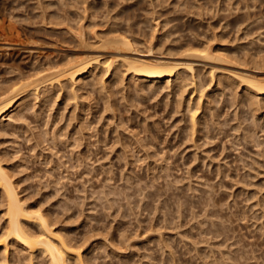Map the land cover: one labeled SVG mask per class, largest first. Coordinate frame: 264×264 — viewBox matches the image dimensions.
I'll use <instances>...</instances> for the list:
<instances>
[{
  "label": "rangeland",
  "instance_id": "374dc122",
  "mask_svg": "<svg viewBox=\"0 0 264 264\" xmlns=\"http://www.w3.org/2000/svg\"><path fill=\"white\" fill-rule=\"evenodd\" d=\"M86 1L0 0V93L97 55L190 62L196 84L186 72L150 82L118 60L110 74L41 85L0 118V161L24 205L81 247L82 264H264V98L239 80L264 77V0ZM118 35L133 49L100 47ZM209 46L218 61L202 56ZM11 240L0 264H51Z\"/></svg>",
  "mask_w": 264,
  "mask_h": 264
},
{
  "label": "bare ground",
  "instance_id": "6f19581e",
  "mask_svg": "<svg viewBox=\"0 0 264 264\" xmlns=\"http://www.w3.org/2000/svg\"><path fill=\"white\" fill-rule=\"evenodd\" d=\"M86 0H84L85 2ZM87 2V1H86ZM240 2V1H239ZM243 5V4H242ZM126 11V10H125ZM123 12V11H122ZM238 13V12H237ZM65 15V14H64ZM245 15V13H244ZM247 15V14H246ZM45 16V15H44ZM237 17V16H236ZM238 18V17H237ZM251 19V18H250ZM238 20V19H237ZM240 20V19H239ZM259 20V19H258ZM128 22V21H127ZM241 22V21H240ZM157 23V22H156ZM155 23V24H156ZM46 24V23H45ZM53 25V24H52ZM68 25V24H67ZM240 25V24H239ZM54 26V25H53ZM153 26V25H152ZM47 27V26H46ZM193 27V26H192ZM237 27V26H236ZM54 28V27H53ZM54 30V29H53ZM241 30V29H240ZM69 31V30H68ZM250 31V30H249ZM72 32H75V31H72ZM76 33H78L76 31ZM80 33V32H79ZM74 34V33H73ZM83 34V33H82ZM120 34V33H119ZM248 34V33H247ZM75 35V34H74ZM81 36V34H79ZM115 35V34H114ZM122 35V34H121ZM78 36V37H80ZM84 36V35H83ZM97 36V35H96ZM95 36V38H97ZM7 37V36H6ZM155 38V37H154ZM7 39V38H6ZM9 39V38H8ZM78 39V38H77ZM99 39V38H98ZM106 39V38H105ZM134 39V38H133ZM156 39V38H155ZM83 40V39H82ZM100 40V39H99ZM103 42L101 43L100 47L103 48V47H106L107 44L111 45L110 47L107 45V48H114V46L122 48L123 46H126L127 48H125V51L126 50H131V48L133 47V44H132V41L129 39V37L127 38V36L125 37L124 35L123 36H114V37H110L108 39H106V41L104 42L103 39H101ZM154 40V39H153ZM8 41V40H7ZM15 41V40H14ZM95 41V40H94ZM85 42V41H84ZM140 42V41H138ZM6 43V42H5ZM21 43V42H20ZM86 43V42H85ZM141 43H142V40H141ZM146 43V42H145ZM144 43V44H145ZM16 44V43H15ZM23 44V43H22ZM104 44V45H103ZM149 44V43H147ZM151 44V43H150ZM11 46V45H10ZM146 46V45H145ZM144 46V48H145ZM149 46V45H148ZM206 46V44H205ZM211 46H209L210 48ZM2 48V47H1ZM8 48V47H7ZM108 48V49H109ZM119 48V50H120ZM122 48V49H123ZM130 48V49H129ZM187 48V47H186ZM207 47L206 49V52L207 51H210L212 50L211 48L209 49ZM105 49V48H104ZM118 49V48H117ZM133 49V48H132ZM151 50V48H148ZM152 49H153V46H152ZM147 50V49H145ZM189 50V49H188ZM187 50V51H188ZM199 50V49H198ZM198 50H191V54L194 53L195 51V55L198 53L197 51ZM3 51V50H2ZM154 51V50H153ZM183 51V50H182ZM137 52V51H136ZM134 51V53H136ZM185 52V51H184ZM201 52V50H200ZM223 52V51H222ZM244 52V51H243ZM248 52V51H247ZM138 53V52H137ZM149 53H152V51H149ZM187 53V52H186ZM203 55L200 53V55H202L204 57V59H207L208 57V61L210 58H212L213 61H218V59H215L214 57H212L213 55H215V51H214V54L213 53H205V50L202 52ZM221 53V52H219ZM133 54V53H132ZM142 54V53H141ZM145 54V53H143ZM199 54V53H198ZM212 54V55H211ZM247 54V53H246ZM2 55V54H1ZM152 55V54H150ZM163 55V54H162ZM199 55V56H200ZM208 55V56H207ZM217 55V54H216ZM92 56V55H91ZM120 56V55H118ZM207 56V57H206ZM222 56V55H221ZM220 55L217 57L221 60L222 58H229V57H226L224 55V57H221ZM231 56V55H230ZM89 57V56H88ZM100 55L97 57L93 56V57H89L88 60L87 59H81L80 61H76L74 62H70L63 65L62 67H59V70H57L56 74L55 72L52 73V74H55L52 76V74H50V76L46 73L45 71V75L43 74L42 75V78L41 77H38V80H42V82L36 80L37 79V76L33 77L32 79H34L32 81L28 79H25V81L23 79L22 82L20 83H17L16 81V84H14L12 87L10 86V88H6L7 90H5L3 93H0V118H4V116H10L9 113H13L15 111H19L22 107H24V105L26 104L27 100L26 98L31 95V97L35 96L36 98L38 97L37 95H39L40 93V90H41V85L44 86V88L46 90L48 89H52L53 90V87L58 84L59 86H62L63 83H72L73 85H76L77 83V80L79 78H82L83 80V77L84 75L88 74V73H91L92 71H95L99 68H102L104 73L107 72L106 74H108L111 70H115V66H114V63H116L118 60L119 61H123L122 63H124L125 65L124 66H127V69L125 71L127 72H130V70L132 71V73L135 75V76H138L140 78H144V79H148V81L150 80V82H155V81H162V80H166V79H169L168 81L170 82L171 79H175V77H180L182 72L187 74V76L189 75V77L192 79L193 81V85H194V81L196 80L195 78L197 77L196 75V72H195V66L192 64V63H179L176 61L172 62L171 61H165V60H161V59H154L156 61H153V60H148L150 58H133V59H127V61L121 57H119L120 59H117V58H107V59H110V60H104L102 61L100 59ZM191 57V55H190ZM202 57V58H203ZM124 59V60H121ZM246 58V56H245ZM255 58V57H254ZM77 59V58H76ZM117 59V60H116ZM164 59V58H163ZM201 59V58H200ZM247 59V58H246ZM191 60V59H190ZM224 60V59H223ZM263 60V59H262ZM211 61V59H210ZM226 61V60H224ZM228 61H231L228 59ZM253 61V59H252ZM185 62V61H184ZM222 62V60L220 61ZM259 62V61H257ZM196 64V63H194ZM119 65V64H118ZM122 65V64H121ZM248 64H246L247 66ZM47 66V65H46ZM123 66V67H124ZM119 67V66H118ZM206 67V65H205ZM263 67V66H262ZM114 68V69H113ZM246 68V67H245ZM56 69V67H55ZM58 69V68H57ZM120 69V68H119ZM116 68V73H117V70H119ZM101 70V69H100ZM121 70V69H120ZM119 70V71H120ZM129 70V71H128ZM212 70V69H211ZM99 71V70H98ZM215 71V70H214ZM227 71V70H226ZM126 72V74H127ZM263 72V71H262ZM39 73V72H38ZM42 73V72H40ZM44 73V72H43ZM93 73V72H92ZM120 73V72H119ZM213 74V72H211ZM233 73V72H232ZM96 74V73H95ZM110 74V73H109ZM236 74V73H235ZM246 74V73H245ZM39 76V74H36ZM48 75L50 78H47ZM92 75V74H90ZM104 75V74H103ZM233 75V74H232ZM248 75V74H247ZM251 75V74H249ZM52 76V78H51ZM55 76V77H54ZM106 76V75H105ZM104 76V77H105ZM134 76V77H135ZM224 76V75H223ZM236 76V75H234ZM239 76V75H238ZM238 76H236L238 78ZM242 76V75H241ZM252 76V75H251ZM32 77V76H31ZM23 78V77H21ZM36 78V79H35ZM139 78V79H140ZM182 78V77H181ZM188 78V77H187ZM226 78V77H225ZM234 78V77H233ZM45 79V80H44ZM190 79V81H191ZM214 79V78H212ZM231 79V78H230ZM239 79V78H238ZM242 79V80H241ZM20 80V81H21ZM103 80V79H101ZM179 80V79H178ZM189 80V79H188ZM241 81L245 82V86H246V91L248 93H253V95L259 97L261 96L262 98H264V77L262 78H253V77H247V76H242L240 77ZM24 81V83H23ZM27 81V82H26ZM39 83H38V82ZM81 81V80H80ZM79 81V82H80ZM147 81V82H148ZM238 81V80H237ZM241 81L239 83H241ZM105 82V81H104ZM168 82V83H169ZM185 82V81H184ZM187 82V81H186ZM38 83V84H37ZM35 84V85H34ZM45 84V85H44ZM148 84V83H147ZM154 84V83H153ZM152 84V85H153ZM187 84V83H186ZM189 84V83H188ZM196 84V83H195ZM103 85V84H102ZM156 85V84H155ZM170 85V83H169ZM192 85V86H193ZM226 85V84H225ZM236 85V84H235ZM33 86V87H32ZM69 86V85H68ZM72 86V85H70ZM78 86V85H77ZM172 86V84H171ZM188 86V85H187ZM197 86V85H196ZM31 87V88H30ZM63 87V86H62ZM75 87V86H74ZM72 87V88H74ZM185 87V86H184ZM208 87V85H207ZM60 88V87H59ZM84 88V87H83ZM136 88V87H135ZM150 88V87H149ZM190 88V87H189ZM196 88V87H195ZM198 88V87H197ZM204 88V87H203ZM210 88V87H209ZM238 88V87H237ZM55 89V88H54ZM63 89V88H61ZM75 89V88H74ZM74 89H72V91H74ZM139 89V88H138ZM194 89V88H193ZM44 90V91H46ZM191 90V89H190ZM201 90V89H200ZM209 90V89H208ZM239 90V89H238ZM243 90V89H242ZM43 91V92H44ZM50 91V90H49ZM71 91V92H72ZM195 91V90H194ZM202 91V90H201ZM204 91H206L204 89ZM204 91H203V96H204ZM210 91V90H209ZM2 92V91H0ZM42 92V91H41ZM52 92V91H51ZM75 92V91H74ZM73 92V93H74ZM238 92V91H237ZM45 93V92H44ZM83 93V92H82ZM123 93V92H122ZM187 93V91H186ZM189 93V92H188ZM195 93V92H194ZM199 93V92H197ZM202 92H200L199 94H201ZM41 94V93H40ZM59 94V93H58ZM71 94V93H70ZM78 94V93H77ZM193 94V92H192ZM236 94V93H235ZM238 94V93H237ZM240 94V93H239ZM63 95V94H62ZM184 95V94H183ZM195 95V94H194ZM234 95V94H233ZM40 96V95H39ZM50 95L48 94L47 97H49ZM203 96H201L200 99V102L203 98ZM236 96V95H235ZM246 96V95H245ZM252 96V94H251ZM109 97V96H108ZM185 97V96H184ZM189 97V96H188ZM200 97V95H199ZM237 97V96H236ZM235 97V98H236ZM239 97V96H238ZM29 98V97H28ZM77 98V96H76ZM192 98V96H191ZM208 98V97H207ZM248 98V97H247ZM30 99V98H29ZM193 99V98H192ZM206 99V97H205ZM241 99V98H240ZM254 99V98H253ZM256 99V97H255ZM26 100V102H25ZM57 100V98H56ZM185 100V99H184ZM232 100V99H231ZM236 100V99H235ZM250 100V99H249ZM259 100V99H258ZM107 101V100H106ZM192 100L190 99V102ZM221 101V99H220ZM237 101V100H236ZM69 102V100H68ZM182 103V101H180ZM233 102V101H232ZM235 102V101H234ZM254 102V101H253ZM259 102V101H258ZM263 102H264V99H263ZM192 103V102H191ZM241 103V102H240ZM239 103V104H240ZM261 103V102H260ZM195 104V103H194ZM198 104V103H197ZM256 104V103H255ZM28 105V104H27ZM182 105V104H181ZM200 105V104H199ZM197 105V107L199 106ZM26 106V105H25ZM126 106V105H125ZM179 106V105H178ZM189 106H190V103H189ZM188 106V107H189ZM209 106V105H208ZM242 106V105H241ZM191 107V106H190ZM202 107V106H201ZM239 107V106H238ZM259 107V106H258ZM112 108V107H110ZM182 108V107H181ZM184 108V107H183ZM194 107V110H198V108ZM252 108V107H251ZM256 108V107H255ZM264 108V107H263ZM129 109V108H128ZM192 109V108H191ZM199 109H200V106H199ZM203 109V108H202ZM244 109V108H243ZM262 109V108H261ZM176 110V109H175ZM181 110V109H180ZM179 110V111H180ZM257 110V109H256ZM38 111V110H37ZM193 112V110H191V114L192 116V120L195 119V115H197V113L195 114V112ZM199 111V110H198ZM197 111V112H198ZM255 111V110H254ZM263 111V110H262ZM260 111V112H262ZM241 112V111H240ZM259 112V111H258ZM189 113H190V108H189ZM253 113V111H252ZM257 113V112H256ZM255 113V114H256ZM205 114V113H204ZM203 114V116H204ZM236 114V113H235ZM239 114V113H238ZM42 115V114H41ZM225 115V114H224ZM241 115V114H240ZM253 115V114H252ZM213 116V115H212ZM259 116V115H258ZM12 117V116H11ZM10 117V119H11ZM257 117V116H256ZM197 119V118H196ZM251 120V119H250ZM194 121V120H193ZM192 121V123H193ZM213 121V120H212ZM237 121V120H236ZM258 121V120H257ZM25 122V120H24ZM240 122V121H239ZM1 123V122H0ZM194 123H196L194 121ZM238 123V122H237ZM261 123V122H260ZM263 123V122H262ZM239 124V123H238ZM255 124V123H254ZM196 124H194L193 126H195ZM216 125V124H215ZM192 126V127H193ZM235 126V125H234ZM253 126V125H252ZM256 126V125H255ZM195 128V127H194ZM215 128V127H214ZM238 129V127H236ZM235 128V130H236ZM255 128V127H254ZM217 129V128H216ZM253 130V129H252ZM191 131V130H190ZM195 131V129H194ZM216 131V130H215ZM214 131V132H215ZM219 131V130H218ZM239 131V130H237ZM82 132V131H81ZM196 132V131H195ZM194 132V133H195ZM46 133V132H45ZM194 133H192V135H195ZM236 133V132H235ZM238 133V132H237ZM119 135V134H118ZM126 135V134H125ZM209 136V135H208ZM211 136V135H210ZM240 136V135H239ZM198 137V136H197ZM46 138V137H45ZM107 138V137H106ZM147 138V137H146ZM233 138V136H232ZM243 138V137H242ZM50 139V138H49ZM121 139V138H120ZM193 139V137H192ZM188 140V139H187ZM48 141V140H47ZM81 141V140H80ZM253 141V140H252ZM73 142V141H72ZM195 142V141H194ZM240 142V141H239ZM140 145V144H139ZM194 146V145H193ZM236 146V145H235ZM261 146V145H260ZM195 147V146H194ZM239 147V146H238ZM259 147V146H258ZM237 148V147H236ZM134 149V148H133ZM144 149V148H143ZM137 152V151H136ZM139 152V151H138ZM133 153V152H132ZM147 154V153H146ZM148 155V154H147ZM146 156V155H145ZM210 156V155H209ZM241 156V155H240ZM194 160V159H193ZM198 161V160H197ZM133 163V162H132ZM249 163V162H248ZM253 165V164H252ZM244 166V165H243ZM255 167V166H254ZM256 169V168H255ZM236 170V169H235ZM257 176V175H256ZM12 177H10V175L7 173V171L5 170V168L3 167V164L1 163L0 161V191L2 193V197L4 198V200L6 201L7 203V206H8V230L6 232V235L4 237H2V239L0 240L2 242V246H4V249L7 250L8 249V244H7V241H8V238L12 239L14 242H16L17 244H20L22 247L25 248V250L27 249L28 252L31 253V255H34L35 252H41V255L42 254H45V256H47L49 258V263L51 264H70L69 262L71 261V259L75 260L76 264H82V260L80 258V248L78 249H75L73 245L67 243V241H64L62 238H58V236H55L57 234L54 233V231H52L51 227H50V224H49V220L43 216V214H37L35 212H33L30 208L26 207L24 205V203L22 202L21 198L19 197V193L17 192L16 190V187L14 186V183L11 179ZM255 179V178H254ZM256 183V182H255ZM4 201V202H5ZM170 202V201H169ZM209 205V204H208ZM157 207V206H156ZM261 207V206H260ZM180 210V209H179ZM155 211V210H154ZM264 211V210H263ZM121 212V211H120ZM157 212V211H156ZM207 217V216H206ZM217 217V216H216ZM213 219V218H212ZM209 221V220H208ZM25 222H28V224H35L34 226L37 225V227H39V233L37 232H32V231H28L27 227H25L26 225H24ZM138 222V221H137ZM202 222V221H201ZM192 223V222H191ZM218 223V222H217ZM222 223V222H221ZM225 224V223H224ZM216 225V224H215ZM264 227V226H263ZM29 228V227H28ZM32 228V227H30ZM180 229V228H179ZM200 229V228H199ZM33 230V229H32ZM38 230V229H37ZM197 230V229H196ZM224 230V229H223ZM160 231V230H159ZM263 231V230H262ZM139 232V231H138ZM157 232V231H156ZM214 232V231H213ZM221 232V231H220ZM223 232V231H222ZM138 234V233H137ZM223 234V233H222ZM172 235V234H171ZM220 236V235H219ZM222 236V235H221ZM220 236V237H221ZM60 237V236H59ZM154 238V237H153ZM194 239V238H193ZM11 240V241H12ZM163 240V239H161ZM197 240V239H196ZM203 240V239H202ZM201 240V241H202ZM226 241V240H225ZM129 242V241H128ZM162 242V241H161ZM165 242V241H164ZM203 242V241H202ZM210 242V241H208ZM228 242V241H227ZM9 243V242H8ZM145 243V242H144ZM204 243V242H203ZM15 244V243H14ZM13 244V245H14ZM127 244V243H126ZM165 244V243H164ZM202 244V243H201ZM225 244H227L225 242ZM261 244V243H260ZM219 245V244H218ZM221 245H222V242H221ZM17 246V245H16ZM214 246V245H213ZM233 246V245H232ZM248 246V245H247ZM20 247V246H19ZM196 247V246H195ZM206 247V246H205ZM263 247V246H262ZM212 248V247H211ZM222 248V246H221ZM220 249V248H219ZM236 249V248H235ZM263 249V248H262ZM79 252H78V251ZM165 250V248H164ZM163 250V251H164ZM168 250H170L168 248ZM213 250V249H212ZM223 251V250H222ZM117 252V251H116ZM248 252V251H247ZM164 253V252H163ZM228 253V252H227ZM168 254V253H167ZM201 254V253H200ZM220 254V253H218ZM224 254V253H223ZM232 254V253H231ZM30 255V256H31ZM228 255V254H226ZM246 255V254H245ZM44 256V255H43ZM231 256V255H230ZM47 258V260H48ZM199 258V257H198ZM215 258V257H213ZM223 258V256H222ZM175 260V259H174ZM231 261V260H230ZM74 262V261H73ZM174 263V261H173ZM221 263V262H220Z\"/></svg>",
  "mask_w": 264,
  "mask_h": 264
}]
</instances>
